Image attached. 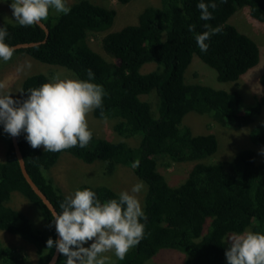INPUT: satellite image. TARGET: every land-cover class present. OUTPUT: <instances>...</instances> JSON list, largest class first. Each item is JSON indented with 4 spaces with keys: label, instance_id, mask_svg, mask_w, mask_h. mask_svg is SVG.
<instances>
[{
    "label": "trees",
    "instance_id": "16d2710c",
    "mask_svg": "<svg viewBox=\"0 0 264 264\" xmlns=\"http://www.w3.org/2000/svg\"><path fill=\"white\" fill-rule=\"evenodd\" d=\"M127 4L133 0H117ZM200 0H160L147 5L136 23L111 30L102 37V46L109 60L89 45V36L112 27L117 10L91 0H75L67 15L49 11L43 21L46 31L37 25L21 27L0 17V27L9 35L7 44L43 41L39 45L15 50L48 64L67 67L78 79L87 80L88 70L94 73L93 83L103 87V108L93 110L96 118H118L114 130L124 138H138V144L110 141L97 137L85 148L73 147L61 152H47L41 146L33 149L26 132L17 137L26 168L33 181L61 212L59 205L67 197L45 171L54 165L63 152L93 163L104 162V171L112 174L118 166L130 167L146 184L142 209L147 217L145 236L130 249L124 260L116 264H145L160 249H176L186 255L185 264H227L226 239L231 233L241 234L250 228L264 233V159L258 161V148L264 152V124L250 128L251 148L238 150L230 159L217 162H197L185 180L171 186L159 171V160L184 162L204 158L218 149L216 134L194 135L182 125L184 116L195 111L208 114L223 127L239 130L252 125L260 115V106H244L237 90L227 91L201 82L187 81L185 72L194 56L216 71L218 81L236 82L260 58L258 44L229 22L243 6L252 18L264 22V0H215L210 9L213 19H199ZM207 3L208 0H205ZM220 27L213 35L208 51L201 52L195 36L206 29L205 24ZM194 25L193 31L189 26ZM149 62L155 69L141 72ZM48 82L45 74L28 76L22 83L20 102L29 91ZM264 88V71L259 77ZM155 92L158 108L143 95ZM103 111V116L101 115ZM2 123V122H1ZM254 148V149H252ZM264 158V154L262 156ZM139 161V167L131 165ZM93 190L103 201L118 199L107 185L81 184L77 189ZM15 192L35 206L43 226H34L31 218L13 207ZM51 211L25 179L15 148L8 134L5 157L0 160V230L20 236L36 247L35 264H48L55 247L48 249L46 241L57 240ZM59 255L55 264H65ZM0 264H29L26 256L0 240Z\"/></svg>",
    "mask_w": 264,
    "mask_h": 264
},
{
    "label": "clouds",
    "instance_id": "9594fccd",
    "mask_svg": "<svg viewBox=\"0 0 264 264\" xmlns=\"http://www.w3.org/2000/svg\"><path fill=\"white\" fill-rule=\"evenodd\" d=\"M226 2V0H221ZM13 16L21 27L37 25L47 20L50 9L67 15L70 7L67 0H12ZM199 19H213L210 9H216L215 0H200ZM194 25L189 26L193 31ZM206 29L195 36L201 52H207L206 41L221 32L205 24ZM9 35L0 27V60H11L15 49L5 42ZM30 67V64L28 65ZM88 79H61L54 75L50 82L29 91L22 102L9 93L0 95V122L4 131L13 137L26 132V140L33 149L43 146L47 152H61L79 146L85 148L93 133L88 127L87 116L95 109L103 108L105 91L93 83L94 73L88 70ZM4 85L0 84V89ZM103 116V111H101ZM139 167V161L131 165ZM144 189L143 182L135 184L131 192L122 191L118 199L101 202L97 194L88 188L77 189L65 197L51 213L55 222L58 240L49 238L48 249L56 248L66 257L65 264H109L110 258L103 255L113 252L117 259L124 260L130 249L137 246L145 236L147 217L138 195ZM92 241L90 246L85 244ZM229 247L225 252L227 264H264V233L246 231L228 237Z\"/></svg>",
    "mask_w": 264,
    "mask_h": 264
},
{
    "label": "rangeland",
    "instance_id": "374dc122",
    "mask_svg": "<svg viewBox=\"0 0 264 264\" xmlns=\"http://www.w3.org/2000/svg\"><path fill=\"white\" fill-rule=\"evenodd\" d=\"M75 0H67L68 6L72 5ZM96 4L113 7L117 10L114 23L108 30L98 32L96 35L89 36V45L109 60L111 59L103 49L102 37L111 30H117L128 23H136L139 13L147 5H158L160 0H133L127 4H120L117 0H91ZM12 0H0V17L8 22L17 23L13 10L10 7ZM52 12L54 10L50 9ZM229 22L237 27V29L251 37L259 46L260 58L259 62L252 68L248 69L238 81H218L216 71L208 64L203 62L198 56H194L192 62L188 66L185 75L187 81L201 82L215 88L225 89L227 91L237 90L243 96L244 106L258 105L260 106V115L258 119L250 126L243 127L239 130L223 127L218 124L208 114H199L195 111L188 112L183 119L182 125L191 129L194 135L197 134H216L218 139V149L211 155L193 161L174 162L166 168L164 163L169 158L159 160V171L164 175L166 181L171 186H177L183 182L188 175L189 170L197 162H217L220 160L230 159L234 154L244 148L253 147V143L249 139L250 128L256 124H264V88L259 82V77L264 71V22L251 17L249 8L240 7L236 13L229 19ZM30 64V67L28 65ZM156 64L153 62L146 63L141 72H148L155 69ZM35 74H45L48 82L51 78L59 74L61 79L72 78L78 79L75 73L65 66L48 64L38 61L30 54L14 53L11 60L4 62L0 60V95L10 94L15 100L20 101V92L22 83L28 76ZM142 99L151 102L152 109L156 112L158 108V96L155 92L143 95ZM118 118H96L93 111L87 116L88 127L95 133L97 137H101L110 141H124L132 145L138 144V138H124L118 134L113 127V123ZM8 133L4 131V125L0 122V160L5 157L7 148ZM43 147V146H42ZM254 149V148H252ZM264 152L258 148V161H262ZM45 174L62 189L66 196L73 194L77 186L87 183L94 186L107 185L116 192L129 191L140 180L133 170L127 166H118L112 174L104 171V162L96 160L93 163H86L68 152L60 154L58 160L52 165ZM144 189L137 194L138 199L143 202ZM11 205L25 214H27L34 226H43L42 218L37 208L20 193L13 194ZM246 231H251L247 228ZM245 231V232H246ZM233 234V233H231ZM229 234L228 237L231 235ZM0 240L15 247L18 252L23 253L29 264H35L38 259L36 247L20 236L0 230ZM92 241L85 244L90 246ZM103 255L110 258L109 264H116L117 258L113 252H107ZM186 255L176 249H160L154 256L145 261V264H185Z\"/></svg>",
    "mask_w": 264,
    "mask_h": 264
},
{
    "label": "water",
    "instance_id": "95a60500",
    "mask_svg": "<svg viewBox=\"0 0 264 264\" xmlns=\"http://www.w3.org/2000/svg\"><path fill=\"white\" fill-rule=\"evenodd\" d=\"M39 26H41L45 31H46V35L48 36L49 34V29L48 27L44 24V22L42 21L41 23L38 24ZM46 39H44L43 41H32V42H22V43H18L15 45H11L15 50L18 49H25V48H29V47H33L36 45H39L42 42H45ZM14 148H15V152L17 155V158L19 160L20 163V167L22 170V173L25 177V179L28 181V183L31 185V187L33 188V190L36 192V194L42 199V201L45 203V205L48 207V209L53 212H57L56 208L54 207V205L51 203V201L48 199L47 195L38 187V185L33 181V179L31 178L30 174L27 171L26 168V164L24 161V157L22 155V152L20 150V146L18 144V138L17 137H13L11 136ZM58 213V212H57ZM59 239V236L57 234V240ZM60 253L57 252L56 248L54 251L53 256L51 257L50 261L48 262V264H55L58 257H59Z\"/></svg>",
    "mask_w": 264,
    "mask_h": 264
}]
</instances>
